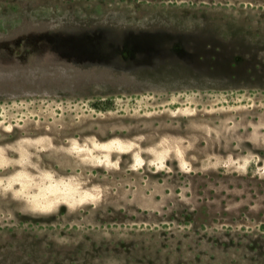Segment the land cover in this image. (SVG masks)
Returning a JSON list of instances; mask_svg holds the SVG:
<instances>
[{
  "label": "rangeland",
  "instance_id": "obj_1",
  "mask_svg": "<svg viewBox=\"0 0 264 264\" xmlns=\"http://www.w3.org/2000/svg\"><path fill=\"white\" fill-rule=\"evenodd\" d=\"M0 264H264V0H0Z\"/></svg>",
  "mask_w": 264,
  "mask_h": 264
},
{
  "label": "bare ground",
  "instance_id": "obj_2",
  "mask_svg": "<svg viewBox=\"0 0 264 264\" xmlns=\"http://www.w3.org/2000/svg\"><path fill=\"white\" fill-rule=\"evenodd\" d=\"M58 136H60V135H58ZM31 143H36V141H34V142L31 141ZM63 143L64 142H61V140H60V143L57 144V141H56L57 146L54 148V150L58 151V153L63 152V151L68 152L69 151L68 146H65V144H63ZM44 169L46 170L45 167H44ZM58 170H60V172L62 171V173H64L63 172L64 169L62 166H60V168H58ZM63 180H64L63 178L62 179H56V178L52 177L49 173L43 175V177H41V179L39 180L40 181L39 183L41 184V187H43L42 189L47 188V190L44 192H41V193L34 194L32 196L33 197L32 200H34V202H38V200L50 202V203H52V206H54L57 202H59L60 199L63 200L65 203H67L68 201L73 203L74 202L73 200H75L74 199L75 195H72V193L69 191L68 187L65 188L66 185H64Z\"/></svg>",
  "mask_w": 264,
  "mask_h": 264
},
{
  "label": "flooded vegetation",
  "instance_id": "obj_3",
  "mask_svg": "<svg viewBox=\"0 0 264 264\" xmlns=\"http://www.w3.org/2000/svg\"><path fill=\"white\" fill-rule=\"evenodd\" d=\"M36 133H42V132H36ZM45 151L46 152H48L49 154H51L52 156H47V158L51 161V163H52V165L54 166L56 163H57V169L58 168H60V166H62L63 167V169H64V173H66V170H65V166H63V164H64V162L63 161H60V162H57L56 161V159H55V157H54V150H53V148H46L45 149ZM35 156H36V153L34 152L33 153V156L32 157H30V159H31V161H34V159H35ZM55 167V166H54ZM60 171V170H59ZM62 172V171H61ZM64 173H63V176H64ZM42 177H43V175H41ZM41 178V177H40ZM37 179H38V177H37ZM47 190V188L46 189H42V192H44V191H46ZM34 194H36V193H28V195H34ZM25 195V194H24ZM26 196V195H25ZM23 198V202L25 203V207L24 206H21V208L25 211V212H30V213H33V212H31L32 210H35L36 212H40V213H48L49 211V213H51V212H53V210H55V209H57V207L61 204V203H56L54 206H52V203H50V202H45V201H42V200H38V202H34V200H32L31 198H33V197H31V198H29L28 200H26L27 198H25V197H22ZM35 203V204H34ZM63 203H65L64 201H63ZM47 205H49V206H47ZM51 205V206H50ZM28 206V207H27ZM38 214V213H37Z\"/></svg>",
  "mask_w": 264,
  "mask_h": 264
}]
</instances>
